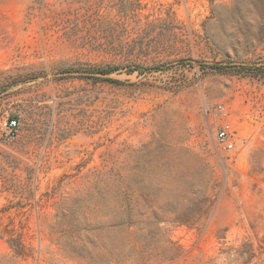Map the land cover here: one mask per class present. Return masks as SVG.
I'll return each instance as SVG.
<instances>
[{
    "label": "rangeland",
    "instance_id": "obj_1",
    "mask_svg": "<svg viewBox=\"0 0 264 264\" xmlns=\"http://www.w3.org/2000/svg\"><path fill=\"white\" fill-rule=\"evenodd\" d=\"M243 64L264 65V0H0V112L21 120L0 143V264H137L134 244L264 264V76Z\"/></svg>",
    "mask_w": 264,
    "mask_h": 264
},
{
    "label": "built area",
    "instance_id": "obj_2",
    "mask_svg": "<svg viewBox=\"0 0 264 264\" xmlns=\"http://www.w3.org/2000/svg\"><path fill=\"white\" fill-rule=\"evenodd\" d=\"M221 114L222 118L214 122L216 137L222 148L230 151L235 146L236 131L231 119L227 117L225 105L218 103L215 107L207 106L205 114L211 117L212 113ZM21 131V120L16 114L7 111L0 112V143H9L16 140Z\"/></svg>",
    "mask_w": 264,
    "mask_h": 264
},
{
    "label": "trees",
    "instance_id": "obj_3",
    "mask_svg": "<svg viewBox=\"0 0 264 264\" xmlns=\"http://www.w3.org/2000/svg\"><path fill=\"white\" fill-rule=\"evenodd\" d=\"M212 67L214 68H217V69H225L224 65H213ZM116 68H111V67H104V68H98V67H92L91 68V71L92 72H100V73H103V74H110L112 73L113 71H115ZM234 72H238V73H243V74H251V75H255V76H264V65H249V64H243V65H239V67H237V69L234 70ZM204 161H205V158H204ZM125 193V192H124ZM127 193V192H126ZM129 196V195H128ZM203 206H205L207 204V201L202 203ZM129 205V204H127ZM128 211L127 212V218L129 219L128 223H126V228L127 229H130V227L132 226H137L138 224L135 223V221H133V215L131 213V211L133 210L132 208H128L127 209ZM151 213V207H150V211ZM148 211H140L138 212V215L140 217H148ZM205 211H202L201 213H204ZM133 249L135 250V255H136V258L134 259V261L137 263V264H151V259L149 257H143L141 255L142 251L143 250H146L145 247L142 245H140V248H137V245L134 244L133 246ZM175 250V251H174ZM180 256V253L178 251L177 248H171V256H170V260L172 259H176ZM139 257V259H137ZM141 261V263H140ZM161 262V261H160Z\"/></svg>",
    "mask_w": 264,
    "mask_h": 264
}]
</instances>
